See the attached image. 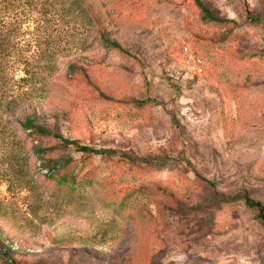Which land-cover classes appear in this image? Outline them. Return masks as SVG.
<instances>
[{
  "label": "rangeland",
  "instance_id": "374dc122",
  "mask_svg": "<svg viewBox=\"0 0 264 264\" xmlns=\"http://www.w3.org/2000/svg\"><path fill=\"white\" fill-rule=\"evenodd\" d=\"M201 1L230 22H207L194 0H0L11 40L0 80V240L13 259L264 264V0ZM74 62L88 80H67ZM32 112L51 132L41 143L13 131ZM53 135L139 163L94 155L93 184L59 190L32 145L54 146L57 168L68 156L79 167L81 153ZM244 195L259 207L232 200ZM121 199L135 225L117 211Z\"/></svg>",
  "mask_w": 264,
  "mask_h": 264
},
{
  "label": "trees",
  "instance_id": "16d2710c",
  "mask_svg": "<svg viewBox=\"0 0 264 264\" xmlns=\"http://www.w3.org/2000/svg\"><path fill=\"white\" fill-rule=\"evenodd\" d=\"M194 3L199 8V10L202 12V18L206 20L209 23H212L214 25H226L230 22V20L221 18L219 16L214 15L211 10L203 4L201 0H194ZM256 23L262 22V17H256L254 19ZM5 16L0 14V80L3 77L4 68L9 63L10 58V47H11V40L9 35H7V30H5ZM99 42L101 45H103L105 48L110 49H117L122 52H127L119 43L112 41L108 39L107 37L100 36ZM67 75L68 81L77 79V76H82L85 80H88V74L83 69L80 68V65L77 63H71L68 65L67 68ZM0 95H1V87H0ZM100 97L105 102L109 103H117L120 105L123 104H130L133 107L136 108H143L145 106H148L153 103L151 99H141V100H133L130 102H123L116 100L108 95H105L104 93H100ZM21 131L23 134L24 140L27 142V140H38L39 143L43 141V139L49 137L51 135V132L45 128L43 125L38 123V118L34 112H32L30 115H27L23 118V121L19 123L18 125L13 126V131ZM56 137L59 141V144L61 147L67 148L69 145H72L75 147V149L81 153L80 158V166L74 167V159L70 156L64 157L62 159V162L59 163L58 168L57 165H54V158L51 157L50 150H53L54 146H45L42 147L41 144L34 146L32 145V154L40 157V159L43 161L42 167H46L48 169V175L45 176V179L51 181V186L62 189L67 188L70 191H74L75 189H78L80 186H87L93 184V171L85 169L86 163L94 156V155H101L104 158L108 159V162H110L112 165H116L119 162H126L131 163L132 165L138 164L139 160H136L135 157L131 156H125L122 158L114 159L113 157L116 155V150L114 149H106V148H100L95 149L93 147H89L87 145H79L75 141H71L67 138L62 137L61 135H53ZM147 162V160H146ZM150 162L146 163L145 166L142 167L144 171L148 170ZM242 199L246 206L257 208L259 207L258 203H254L249 199L247 196H238L235 197L232 200ZM227 202V201H224ZM116 205L117 211L119 214H121L124 218L130 219L132 221V225H135L136 220V213L130 207H128L127 203L124 199H121L118 202H114ZM139 208H142V206H138ZM1 236V233H0ZM0 264H23L15 259H13L9 251L4 248L3 243L0 240Z\"/></svg>",
  "mask_w": 264,
  "mask_h": 264
}]
</instances>
